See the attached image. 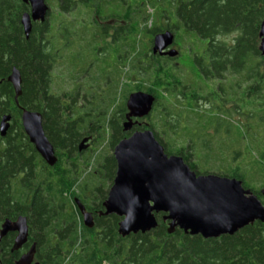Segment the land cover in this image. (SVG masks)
I'll return each instance as SVG.
<instances>
[{"label": "trees", "instance_id": "16d2710c", "mask_svg": "<svg viewBox=\"0 0 264 264\" xmlns=\"http://www.w3.org/2000/svg\"><path fill=\"white\" fill-rule=\"evenodd\" d=\"M159 10L160 15L165 14L161 11H168L178 25L212 44L207 64H199L203 73L237 74L239 89H244V93L250 91V105L242 97L239 99L241 107L250 109L242 114L241 108L239 114L245 120L250 115V175L263 181L264 55L260 52L259 32L264 20V0H159ZM16 12L10 8L9 0H0V122L6 115L11 117L5 138L0 137V225L24 217L37 245L36 259L42 260V264H264V225L259 223L231 237L212 240L189 236L178 229L168 235V222L164 223L161 215L156 217L154 231L126 238L118 235L120 219L115 216L96 217L91 229L83 226L73 203L77 199L93 212L102 209L116 172L109 152L125 139L120 122L124 102L115 110L110 109L111 103L95 122L92 119L96 113L82 116L79 109H72L74 100L72 105H64L51 90L54 64L50 56L20 38ZM231 34L235 38L222 58L213 50V43ZM13 68L21 76L19 107L42 116L45 136L57 157L52 168L41 160L21 127V112L14 102V89L7 81ZM161 68L159 64L148 73L143 71L150 83L144 87L141 82L135 87L156 99L153 115L135 129L150 130L168 156L181 157L199 175L189 158L197 146L207 152L213 150V144H190L184 132L189 127L203 132L214 125V119L198 109L197 94L187 96L181 83L168 86ZM190 69L198 74L187 67L188 72ZM95 132L98 142L106 148L100 154L96 155L95 150L84 156V150L79 152L78 146ZM219 161L223 163L221 156ZM218 176L237 179L248 189L244 184L246 174L239 168ZM259 188L248 190L256 195Z\"/></svg>", "mask_w": 264, "mask_h": 264}, {"label": "flooded vegetation", "instance_id": "af4514ba", "mask_svg": "<svg viewBox=\"0 0 264 264\" xmlns=\"http://www.w3.org/2000/svg\"><path fill=\"white\" fill-rule=\"evenodd\" d=\"M43 4L46 7L44 20L34 21L31 17L32 5L30 0H26V2L23 0H9L10 8L17 10L16 14L18 15L20 38L25 42L37 46L40 52L44 51L47 53L51 58L52 64L61 68V77H65L64 69L66 68L63 69V67L74 57L79 58L78 56L80 55L82 47L87 46V44L91 50V54H88L86 57L90 55L89 57L94 60L93 63L95 64L108 62L110 65L121 67L126 64H131V80L135 78V74L140 75L143 71L148 73L155 65L160 64L162 66L161 71L164 74L165 83L170 87L174 86L175 83H181L187 96L197 94V96H199L197 103L203 104V107L200 106L201 104H198V109L205 112L208 117L214 119V125L212 127H208L203 132H195L193 137H189L188 143L213 144L215 132L222 127H226L225 129L229 136L224 138L219 137L218 141L225 145L229 142L233 143L235 135L232 132V128L225 119L221 118L224 115L231 117L233 120L240 118L239 110L242 107L239 105V99L242 97L243 99L241 100L250 105V91L247 90V92L244 93V89H239L237 74L219 72L206 75L205 72H202L199 64L203 66L207 64L209 54L211 53L210 45L212 44L196 36L195 37L199 41L204 43V48L200 50L199 55H196L188 48L189 51H187L186 59L189 62L187 65L198 74L192 73L191 69L189 74L175 72L183 71L180 69L181 66L178 62L183 58L182 50L184 40L181 39L180 42L177 43V32L182 29L186 34L193 33L178 25V23L175 25V18L168 11H161V13L165 12V14L160 15L159 0H43ZM25 15L30 21V32L28 37H25L24 30L20 23L21 18ZM71 16L76 17L73 18ZM66 17L70 18L68 19ZM165 33L172 35L173 43L163 51L155 52V37ZM226 37L227 36H221L220 40L213 43V46H215L213 50L222 58L232 45L231 40L224 41ZM132 46L137 47V49H135V54H132ZM224 46L226 49H223ZM172 52L176 53L173 57L169 55ZM93 63H89V67L84 71H79V68L72 69L68 67L66 69V76H70L69 79L76 82L78 80L77 77L80 76L83 77L81 79L90 80L91 84L86 88H72L71 91L65 92L66 94L58 97H60L61 102L67 106L72 105V100H74L75 105L72 109H79L81 114L92 116L96 113L97 115L92 119V121L95 122L97 119H100L98 114L105 112L107 108L102 98V93L107 89L108 79L107 73L103 71L94 72L93 75H90L89 70ZM156 68L159 69L158 66H156ZM225 68L226 70L230 69L228 66ZM186 75H189L190 81H193L194 84L184 83L186 81ZM199 84H201L203 88H200ZM136 86L137 85L133 86L132 91H129V93L128 91L126 92V89L123 90V96L126 97V100L128 97L127 95L138 92L135 90ZM96 90L99 91L102 96L99 95L98 103L92 106L93 103L89 96L93 95ZM179 91H181V89H179ZM66 98H68V100H66ZM126 100L123 99L125 112L123 113V118L120 120L121 125L126 121ZM121 105H123V103ZM155 106L156 101L147 118L132 120L135 125L129 133H125L122 129L125 138L130 136L133 132L139 131L136 130L135 127L139 126L141 122L153 115ZM113 109L115 110L117 108ZM204 117L206 118V116ZM84 119L87 121L86 118ZM216 119H218V121ZM246 121H250V115L247 116ZM99 127L100 125H96V128ZM248 129L250 130V128ZM93 135H95V137ZM206 135L210 136L212 142L205 143L202 140ZM98 138L97 132L88 135L86 137L87 147L85 151L88 152L90 150L89 143H92ZM236 159H238V157L234 156L231 159L233 160L231 170H237L239 168ZM219 174L222 175L223 173ZM261 190L264 191V179ZM261 190H258L256 195L264 206V196L261 195ZM84 210L86 213L90 214L93 223L96 217L106 218L100 216V213L104 212L103 209L98 212H93L88 210V207H84ZM18 218L6 221L15 223ZM26 224L28 235L26 242L20 248L15 247L18 237L16 232H9L0 240V264H18L21 257L26 255L32 246L35 248L32 264H42V260L39 261L36 259L37 245L30 237L31 230L27 221Z\"/></svg>", "mask_w": 264, "mask_h": 264}, {"label": "water", "instance_id": "95a60500", "mask_svg": "<svg viewBox=\"0 0 264 264\" xmlns=\"http://www.w3.org/2000/svg\"><path fill=\"white\" fill-rule=\"evenodd\" d=\"M26 2V0H23ZM32 20L43 21L46 7L43 0H30ZM25 37L30 32V21L25 15L21 18ZM260 52L264 55V20L260 27ZM173 43L169 33L154 39V51L161 52ZM171 57L176 53L169 54ZM14 89V102L20 109L21 127L29 143L41 160L54 167L57 157L53 146L45 136L42 116L38 112L24 110L18 105L21 96V76L13 68L7 78ZM155 98L146 93L135 92L126 100V121L122 124L129 133L135 123L133 119H145L155 104ZM11 117L6 115L0 122V137L5 138ZM87 140L78 146V151L86 150ZM116 172L106 200L102 203L100 216H115L120 219L117 233L121 238L131 235H145L157 228V216L168 222L167 234L180 230L189 236H199L204 240L233 236L255 223L264 225V206L257 195L243 187L237 179L215 174L197 175L179 156H168L150 130L133 132L118 142L112 152ZM264 196V191H260ZM74 204L83 218V225L91 229L93 221L83 205L77 200ZM9 232L18 234L15 247L20 248L27 239L26 219L20 217L15 223L5 221L1 225L0 240ZM35 248L21 257L18 264H32Z\"/></svg>", "mask_w": 264, "mask_h": 264}, {"label": "rangeland", "instance_id": "374dc122", "mask_svg": "<svg viewBox=\"0 0 264 264\" xmlns=\"http://www.w3.org/2000/svg\"><path fill=\"white\" fill-rule=\"evenodd\" d=\"M71 17L75 18L76 16L75 17L71 16ZM66 18L69 19L70 17H66ZM233 38H235V34H231L227 36L226 38H224V41L231 40ZM181 39L184 40L183 50H182L183 58L179 60L178 63L181 66L180 69L183 71H178V72L175 71V72L182 74L185 73L189 74V72L187 71V67L189 68V66L187 65L189 62L186 59L187 51L191 49L193 53L199 55L200 50L204 48V43L199 41L195 37V35L190 33L187 34L184 33L182 29L177 32V39H176L177 43L180 42ZM135 49H137V47L132 46L131 48L132 54H135ZM88 54H91V50L89 49V46L87 44V46L82 47L80 55L78 56L79 58L74 57L69 63H67L66 66L63 67V69L64 68L67 69L68 67H71L72 69L79 68V71H84L86 68L89 67L88 64L93 63L94 61L89 57L90 55L86 57ZM131 68H132L131 64H126L123 65V67H121V66L110 65L108 62L97 63V64L93 63V65L89 70L90 75H93L94 72H99V71H103L104 73H107L106 75L108 79V83H107L108 85H107V89L104 91V93H102L103 96L97 90L94 92L93 95L89 96L91 102L93 103L92 106L98 103L99 100L98 96L100 95L102 96L105 105H107L105 112L108 111V108L111 106V103H113V105L110 107V109L118 108L123 103V97H124L123 90L126 89V92L132 91L133 86L138 85L141 82H144V87L149 85L150 83L149 76L144 73H141L140 75L135 74L134 75L135 78L134 79L132 78L131 80V76H132ZM66 69H64L65 77L64 76L61 77L62 74L61 68L57 65H54L52 71V77H51V90L54 95L62 96L63 94H66L65 92L71 91L72 88H77V87L86 88L90 86L91 84L90 80L81 79L83 77L78 76L77 77L78 80L76 82L69 79L70 76H66L67 74ZM186 82L188 84H194L193 81H190L189 75H186V81L184 83L186 84ZM199 86L200 88H203L201 84H199ZM200 106L203 107V104H201ZM249 109L250 108L242 107V111H241L242 114H245V112H247V110ZM81 115L84 116L83 113ZM239 116L241 117L235 120H233L231 117L226 115L222 116L221 118V119H225L232 128V132L235 135V138L233 139V143L229 142L226 143L225 145V144H221L218 141L219 137L224 138L226 136H229L227 135L225 129L226 127H222L218 129L217 132H215L216 134L215 136H213L215 137L214 142H212L209 135H206L205 137L202 138V140L205 143H209V142L213 143L212 146L213 150L210 151L209 149V151L204 152L199 146H197V148L192 152L194 155L190 157V163L195 165L197 172H199L200 174L219 175L218 172L226 174L228 170L232 169L233 160L231 159L233 156L238 157L236 161L239 170L241 173L246 174V179L244 181L245 186H247L248 189H252V190H257L260 187L259 190H261L263 181H261V179L257 178L254 175H250V171L248 169V165L250 167L249 152H250L251 133L250 130L248 129L250 128V121H246L244 117L240 114ZM195 132L198 131H195L193 127H189V129L186 132H184V135L187 137H193ZM93 136L95 137V135ZM168 139H170V136L166 137L167 141ZM189 139L190 138H188V140ZM98 140L99 138L94 140L92 143H89L91 151L89 150L88 152L87 151L83 152L84 156L93 154L92 151L95 150H96V155L100 154L106 148V146L102 145L101 142H98ZM201 145H205V144H201ZM206 145L210 146L211 144H206ZM167 146H169L171 149H174L173 145L167 144ZM112 152L113 149L110 150L109 154L112 155ZM219 156H221V159L223 161L222 164L219 161ZM218 168L221 169L218 171ZM99 185L104 188L107 187V186L105 187L102 183H100ZM92 186H94V183ZM108 190H109V186L106 192H108Z\"/></svg>", "mask_w": 264, "mask_h": 264}]
</instances>
